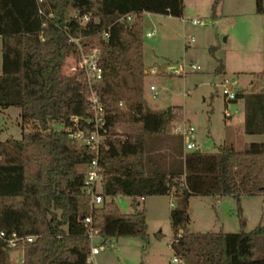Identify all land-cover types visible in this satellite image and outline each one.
I'll return each instance as SVG.
<instances>
[{
	"label": "trees",
	"instance_id": "obj_1",
	"mask_svg": "<svg viewBox=\"0 0 264 264\" xmlns=\"http://www.w3.org/2000/svg\"><path fill=\"white\" fill-rule=\"evenodd\" d=\"M221 1L213 0L212 17ZM183 10V0H0V106L19 108L22 121L37 125L19 138L0 140V229L36 237L20 245L22 264H88L89 227L103 239L138 237L148 244L140 199L149 196L176 200L169 222L177 258L191 264H264V72L252 73L250 88L238 90L231 101L243 100L245 131L261 134V141L246 143L242 151L227 143L214 152L155 151L167 136L182 140L172 132L182 109L146 106L141 16L181 17ZM255 12L264 14V0H255ZM128 13L135 14L132 21L119 20ZM70 37L79 38L84 50L99 49L102 73L92 86L104 109L97 152L104 199L97 207L84 189L95 151L73 137L92 125L84 74L65 70L80 56ZM222 72L218 61L215 73ZM258 193L262 215L246 231L240 197ZM118 195L131 197V212L119 208ZM192 195H231L239 229L190 231ZM9 251L0 239V264H12Z\"/></svg>",
	"mask_w": 264,
	"mask_h": 264
},
{
	"label": "rangeland",
	"instance_id": "obj_2",
	"mask_svg": "<svg viewBox=\"0 0 264 264\" xmlns=\"http://www.w3.org/2000/svg\"><path fill=\"white\" fill-rule=\"evenodd\" d=\"M183 1L184 14L181 18L141 16L146 106L152 111H159L179 105L182 112L176 122L185 118L190 123L197 149L202 152H214L216 146L223 143L242 151L246 143L261 141L262 135L245 131L243 101H226L220 83L226 77L233 78L237 80V90H248L252 73L264 72V14L255 12V0H224L219 11L225 15L216 22L217 17L211 15L212 0ZM193 19L199 23L193 24ZM153 28L155 34L145 36V32ZM191 37L193 41L189 40ZM220 59L226 66L222 73L215 74ZM182 63L186 73H174L173 67ZM71 64L69 61L65 68L68 73L72 70ZM191 64H195L194 69ZM152 68L156 73L149 74L148 70ZM150 85L155 90H150ZM36 128L34 122L22 121L19 108L0 106V140L19 138L22 131ZM167 140L157 143L155 151L162 155L184 153L183 141L179 137L170 135ZM167 159L169 156H166ZM213 197H189V230L198 232L201 226H206V230L211 232L237 231L236 201L225 197L218 203ZM262 199L263 195L259 193L240 197L246 231L254 229L259 223ZM131 201L128 196L115 197L123 212L131 211ZM150 202L155 206L149 207L147 213L149 243L145 244L138 237L111 238L112 244L97 256L101 264H174L177 256L171 247L173 236L167 213L168 199L149 196L145 202L140 201V207L145 208V204ZM101 242L100 238L96 239L97 244ZM22 259V249L9 251L12 264H22ZM180 260L176 264H191V261Z\"/></svg>",
	"mask_w": 264,
	"mask_h": 264
},
{
	"label": "built area",
	"instance_id": "obj_3",
	"mask_svg": "<svg viewBox=\"0 0 264 264\" xmlns=\"http://www.w3.org/2000/svg\"><path fill=\"white\" fill-rule=\"evenodd\" d=\"M134 17V13H128L120 17L119 20L125 23H129L134 19ZM88 19V15H85L82 21L86 22ZM192 23L197 24L199 23V21L197 19H193ZM154 34V28L145 32V36L147 37H152ZM107 35V32H104V37H107ZM69 40L75 42L79 47L80 56L76 64L73 65L72 69L79 68L83 72L84 79L88 85V100L90 102L91 111L89 122L92 125V129L89 131H85L83 129L75 130L73 132V137L76 138L80 143L90 147V149L95 151V157L86 166L84 189L85 192L90 195L91 207H97L103 202L104 199L102 194L100 193L101 174L97 158L98 148L103 143V135L100 131L104 123V109L99 97L97 96L92 86L93 81L95 79H99L102 73L98 62L99 49L92 48L90 50H84L79 43V38L70 37ZM189 40L193 41V37H191ZM190 67L194 69L195 64H191ZM185 70L186 68L184 63L179 64L177 67H173V72L176 74L184 75L186 73ZM150 73H156V70L152 69ZM220 84L223 88L222 92L225 96L226 101H233L238 91L236 89L237 80L226 77ZM149 89L155 90L153 85H150ZM227 114L229 113L227 112ZM72 120L74 123H76L78 119L74 117ZM172 132L173 134L180 135L182 137L184 152L194 151L197 149L194 129L185 118L181 119L179 122L174 123ZM84 222L89 225L91 223V217H85ZM88 235L91 239V251L87 257V263L97 264L95 260L96 256L105 251L112 243L110 239H103L98 236V231L94 227H89ZM97 238H100L102 242L97 244ZM0 239L4 240L7 243L10 251H13L20 249L19 247L23 243L33 242L36 237L34 235H20L14 231L6 232L0 229ZM180 261L181 260L179 258H174L173 260L174 264ZM21 262L23 263V259L21 260Z\"/></svg>",
	"mask_w": 264,
	"mask_h": 264
},
{
	"label": "crops",
	"instance_id": "obj_4",
	"mask_svg": "<svg viewBox=\"0 0 264 264\" xmlns=\"http://www.w3.org/2000/svg\"><path fill=\"white\" fill-rule=\"evenodd\" d=\"M212 2H213V0H212ZM183 3H184V1H183ZM223 3H224V0H222L221 1V3H220V5L217 7V10H216V14H215V17H217V19H216V22L217 21H220V20H222V17H223V15H225V14H223L222 13V11H219V10H222V6H223ZM220 8V9H219ZM183 14H184V10H183ZM183 14H182V16L181 17H183ZM150 15H158V16H164V17H173V16H170V15H163V14H155V13H149V12H144L143 13V16L145 17V16H150ZM180 17V18H181ZM143 29H144V27H143ZM0 52H1V38H0ZM220 61H222L221 59H220ZM223 63V62H222ZM225 64L223 63V71H224V69H225ZM0 69H1V62H0ZM152 69H154V68H152ZM152 69H150V70H148L149 71V74H150V71L152 70ZM214 72H215V70H214ZM216 74V73H215ZM238 101H241V100H238ZM243 101V100H242ZM171 106H179V105H171ZM243 106H244V103H243ZM182 109V108H181ZM200 150V149H199ZM201 151V150H200ZM122 195H118V196H116V198H118V197H121ZM211 196H214V195H211ZM160 197H163V198H167L168 199V211H167V213H168V216H169V213H170V210L173 208V207H175L176 206V200L174 199V198H172V197H170V196H160ZM225 197L226 198H230V199H232V200H235L231 195H225L224 197L223 196H214L213 198L219 203V202H222V200L223 199H225ZM147 198V197H146ZM146 198H142V199H140V200H142V201H146ZM172 200H174L175 202H173ZM228 200V204H230V201H229V199H227ZM189 203V202H188ZM231 205V204H230ZM153 206H155V204L153 203V202H150V203H146L145 204V209H146V218H147V221H148V215H147V213H148V211H149V207H152L153 208ZM132 210V209H131ZM129 212H131V211H127L126 213H129ZM223 226V225H222ZM235 227L236 228H238L239 227V223H237V224H235ZM188 229H189V227H188ZM207 228H206V226H201L200 227V230L198 231V232H205V231H207L206 230ZM148 230H149V224H148ZM224 232V231H223ZM15 251H17V250H15ZM101 254V253H100ZM98 256V255H97ZM96 256V258H95V260H96V263L97 264H101V262H100V260H99V258Z\"/></svg>",
	"mask_w": 264,
	"mask_h": 264
},
{
	"label": "water",
	"instance_id": "obj_5",
	"mask_svg": "<svg viewBox=\"0 0 264 264\" xmlns=\"http://www.w3.org/2000/svg\"><path fill=\"white\" fill-rule=\"evenodd\" d=\"M194 152L198 153V152H200V150L199 149H196V150H194Z\"/></svg>",
	"mask_w": 264,
	"mask_h": 264
}]
</instances>
